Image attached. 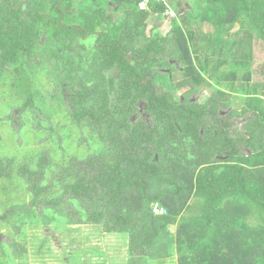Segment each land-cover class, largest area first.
I'll list each match as a JSON object with an SVG mask.
<instances>
[{
  "label": "trees",
  "instance_id": "16d2710c",
  "mask_svg": "<svg viewBox=\"0 0 264 264\" xmlns=\"http://www.w3.org/2000/svg\"><path fill=\"white\" fill-rule=\"evenodd\" d=\"M139 2L0 0V77L25 69L30 84L6 119L33 114L62 151L74 128L90 152L67 166L46 150L35 167L0 157V178L16 168L29 194L4 206L8 248L21 257L29 225L41 242L51 226L92 225L124 238L122 264H264V0ZM45 72L51 93L32 87ZM204 84V101L190 97ZM237 91L253 94L234 112ZM56 107L68 122L57 129Z\"/></svg>",
  "mask_w": 264,
  "mask_h": 264
},
{
  "label": "rangeland",
  "instance_id": "374dc122",
  "mask_svg": "<svg viewBox=\"0 0 264 264\" xmlns=\"http://www.w3.org/2000/svg\"><path fill=\"white\" fill-rule=\"evenodd\" d=\"M186 1L188 2L189 0ZM172 8L160 17H155L157 20L161 19L162 21L158 28L161 33H165L169 29V17L176 15V12H174ZM180 11L181 10L178 12ZM151 20H153V18ZM150 28L151 24L149 25V29ZM89 41L91 40L89 39ZM263 52L264 48L261 50V55ZM259 55L260 51L255 52V56ZM13 76V74L8 73L6 76L2 75L0 77V157L14 156V166L27 161L30 162L29 166L35 167L37 164L36 157L42 152H45V150L49 151L50 159L51 161H54L52 164H64V166H67L70 160L82 159L89 155L90 152H88L86 147L78 145V132H76L74 128L71 130V136L64 141L65 150L62 151L58 147L57 140L46 139L49 134L43 131L44 128H41L39 131L31 128L30 123L33 114L31 115L30 113L24 112L19 122L15 121V123H11L9 119H6L9 113L15 118H18L20 113L13 108L21 102V99H19V95L17 96L16 93H27L30 88L29 74L28 72H25V69L23 74H18L16 82L13 81ZM35 78L36 81H34ZM178 78H180V75H178ZM254 78L259 80L261 74L254 72ZM34 79L32 78V81L34 82L32 87L40 89V93H51V91L54 90V83L47 77L46 72L44 74L39 73L38 75H35ZM212 80H214L212 83L214 88H221L215 83L217 82L216 79ZM221 89L224 90L223 88ZM183 90L185 89H180L178 94L182 95ZM195 91L196 92L190 97L197 99L201 94L202 96L199 99L201 102L204 101L203 98L206 95L210 94L208 93L209 91L206 90L205 84L200 89L198 88V91ZM258 91L259 90L257 89V92ZM229 93H231V91ZM232 93L233 94L230 97V105L234 112L242 111L246 99L249 98L250 94H253L246 93L245 91L242 93L239 91ZM255 94L262 95L261 93ZM51 102L54 104L55 99H52ZM139 108H142V103L139 105ZM229 108L230 107H227V111ZM50 111L51 110H49L48 113H50ZM63 113V110L60 111L57 108V113H55L52 118L50 117V123L54 125L55 128H58V126H56L57 123L61 125L68 123L64 119ZM231 119L234 122L240 121V118L234 116ZM44 122L46 123L48 120H43V123ZM18 123L20 125L16 127ZM43 123L41 121V125H43ZM13 125L15 127H13ZM29 157L30 160H28ZM11 171L13 172V176L10 177V179L3 177L0 178V244L3 248H7L8 264H122L126 250L123 245L124 238L114 234H99L102 231L100 226L93 227L92 225H74L72 227L71 225L51 226L52 233L44 242H41L40 224H33L36 226L29 225L26 227L25 231V252L21 257H15L11 252V248H8V236H10V238L12 237L10 233H8V227L2 224L1 216L6 213L4 211V206H8L12 203L22 204L24 201H28L29 194L25 188V179L16 174V168H12ZM18 215H20V213ZM14 220H16V216L13 218V221ZM13 221L12 223H14ZM168 228L169 230L174 231V225H169ZM94 246L100 250L102 249L104 252L98 250V252L94 254ZM104 253L105 256H103ZM105 257H107V260L105 259V262H103ZM175 260V258H164L161 260L152 258L149 264H160V262L164 264L165 262L169 263L171 261H173L172 264H174Z\"/></svg>",
  "mask_w": 264,
  "mask_h": 264
},
{
  "label": "built area",
  "instance_id": "2783aa9c",
  "mask_svg": "<svg viewBox=\"0 0 264 264\" xmlns=\"http://www.w3.org/2000/svg\"><path fill=\"white\" fill-rule=\"evenodd\" d=\"M148 2H149V0H142L139 5L141 8H145ZM152 212L155 214H158V213L161 214V213H165L166 209L164 207L158 206L157 203H153L152 204Z\"/></svg>",
  "mask_w": 264,
  "mask_h": 264
},
{
  "label": "clouds",
  "instance_id": "9594fccd",
  "mask_svg": "<svg viewBox=\"0 0 264 264\" xmlns=\"http://www.w3.org/2000/svg\"><path fill=\"white\" fill-rule=\"evenodd\" d=\"M142 1V0H141ZM139 4H140V2H139ZM149 7V5H148V3H147V5H146V7L145 8H148Z\"/></svg>",
  "mask_w": 264,
  "mask_h": 264
}]
</instances>
